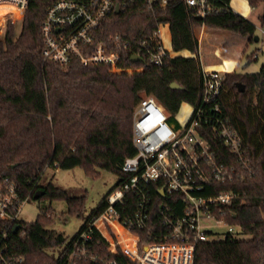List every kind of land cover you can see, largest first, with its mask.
Here are the masks:
<instances>
[{
  "label": "trees",
  "instance_id": "obj_1",
  "mask_svg": "<svg viewBox=\"0 0 264 264\" xmlns=\"http://www.w3.org/2000/svg\"><path fill=\"white\" fill-rule=\"evenodd\" d=\"M54 1L30 0L20 33L16 23L11 22L0 37V178L15 181L29 200L42 190L43 195L37 200H64L68 214L81 216L86 196L75 194L53 180L42 183L46 170L81 166L90 177H98L106 170L120 181L125 177L121 169L125 158L137 151L133 120L141 99L154 96L173 120L183 103L194 105L201 98L203 64L195 28L207 26L198 29V33L205 63L210 66L224 60L238 61L249 41L247 35L252 36L250 42L255 41L257 25L234 11L231 0H211L219 9L206 17L197 15L184 0H170L165 9L146 0H115L120 11L112 12L102 21L96 43H113L111 38L120 35L129 40V46L123 47L128 64H143L144 69L131 74L112 72L101 63L83 65L74 60L64 66L44 59L41 26L47 8ZM249 2L253 7L264 4V0ZM260 18L264 24V12ZM162 24L170 27L172 49L186 50L191 55L169 54L163 66L151 63L148 58L144 63L132 61L131 42L147 39L149 45L154 44ZM231 71H226L220 100L242 139L254 172L239 164L232 180L215 182L204 193L236 194L231 203L215 207L214 212L227 223L239 225L246 237L229 235L200 242L194 264H264V64L257 72ZM173 82L182 88H173ZM238 82L245 85L244 91L238 89ZM218 148L221 159L228 156L219 141ZM111 191L90 218L105 208ZM152 195L156 201L163 200L156 189ZM177 197L170 196L164 201L171 205L179 203L180 208L181 200H176ZM54 222L49 208L35 221L21 222L18 231H10L9 250L24 257L26 264H52L55 256L48 251L70 249L87 224L68 240L48 227ZM93 237L92 249L96 253L114 256L107 251L105 240L97 231ZM115 257L120 264L129 263L123 255Z\"/></svg>",
  "mask_w": 264,
  "mask_h": 264
},
{
  "label": "built area",
  "instance_id": "obj_2",
  "mask_svg": "<svg viewBox=\"0 0 264 264\" xmlns=\"http://www.w3.org/2000/svg\"><path fill=\"white\" fill-rule=\"evenodd\" d=\"M29 1L0 0V33L9 23L23 21ZM169 1L146 0L160 9L167 8ZM184 1L202 17L219 9L211 0ZM116 5L115 0H55L41 26L44 59L64 66L74 60L83 65L101 63L112 72L142 71L143 64L126 61L123 47L129 46V40L117 35L111 38L113 43H96L102 21ZM257 28L264 34V24ZM131 44V57L140 55L157 66H163L170 54L160 36L152 45L147 39H135ZM226 73L203 66L201 98L192 104L191 117L184 126L171 120V114L154 96L141 99L133 120L137 151L121 166L125 177L107 195L105 208L94 214L86 229L74 238L70 249L60 247L52 264H120L115 257L120 255L128 259V264H194L200 242L229 235L240 237L239 225L227 223L214 212L215 207L231 203L236 194L204 193L215 182L232 180L239 164L254 172L220 100ZM218 141L227 149L226 160L221 159ZM163 187L165 197L159 193ZM153 189L162 201L154 199ZM175 195L181 200L180 208L179 203L164 201ZM28 201L15 181L0 178V264H26L24 257L9 250V241L10 231L21 225L20 212ZM94 231L114 256H101L92 249Z\"/></svg>",
  "mask_w": 264,
  "mask_h": 264
},
{
  "label": "rangeland",
  "instance_id": "obj_3",
  "mask_svg": "<svg viewBox=\"0 0 264 264\" xmlns=\"http://www.w3.org/2000/svg\"><path fill=\"white\" fill-rule=\"evenodd\" d=\"M231 8L246 16L252 20L257 27L261 26V15L264 12V4L261 3L258 7H253L249 0H231ZM17 33L19 34L22 27V22L17 21ZM199 27L195 28L196 36ZM6 31V30H5ZM4 31V32H5ZM0 33V37L2 34ZM256 35L260 37L258 41L248 42V45L243 51L240 64L237 66V71L240 72H257L264 64V34L259 28H257ZM159 36L162 39V43L165 49H167L172 55H191L189 51L175 52L172 49V36L171 30L168 24H162L159 29ZM200 36V35H199ZM255 53V55H254ZM201 60L205 62L204 52L201 51ZM193 111L192 104L185 102L181 105L179 111L174 116V121L179 122L184 126L190 119ZM101 175L98 177H90L85 173L83 167L78 166L72 169H55L48 168L42 179V183H46L49 180H53L56 184L72 190L73 193L78 195H85V210L81 216L70 215L67 213V203L64 200L61 201H49L40 202L37 199H30L22 208L20 212L21 222H33L37 220L39 214L44 209L49 208L50 214L54 216L55 222L48 225L49 228L55 229L61 232L68 240H71L81 227L89 220L95 208L99 205L102 198L114 188L118 181L117 175L110 171L102 170ZM240 237H246L243 233ZM60 248L52 249L48 251V254L55 256Z\"/></svg>",
  "mask_w": 264,
  "mask_h": 264
},
{
  "label": "water",
  "instance_id": "obj_4",
  "mask_svg": "<svg viewBox=\"0 0 264 264\" xmlns=\"http://www.w3.org/2000/svg\"><path fill=\"white\" fill-rule=\"evenodd\" d=\"M119 11H120V4L117 3V5H116V9H115V12L118 13ZM251 38H252V36H250L249 40H251ZM254 38H255V41H258V40L260 39V37H259L258 35H255ZM131 60L134 61V62H136V61H143V62H145V59H144L143 57H141L140 55H133V56L131 57ZM171 86H172L173 88H179V89L182 88L181 85H179L177 82H173V83L171 84ZM237 87H238V89H239L240 91H244V90H245V85L242 84L241 82H238V83H237ZM118 183H119V181H117L116 184H118ZM159 193L161 194V196L165 197V196H166V195H165V187H163L162 189H160V190H159ZM42 195H43V191H42V190H38V192L35 194L34 198H35V199H38V198H40ZM20 227H21V225H20V224H17V225L14 227V232L18 231V230L20 229Z\"/></svg>",
  "mask_w": 264,
  "mask_h": 264
},
{
  "label": "crops",
  "instance_id": "obj_5",
  "mask_svg": "<svg viewBox=\"0 0 264 264\" xmlns=\"http://www.w3.org/2000/svg\"><path fill=\"white\" fill-rule=\"evenodd\" d=\"M206 27L207 26H202V27H199V28L202 30L203 28H206ZM208 28H211V27H208ZM233 32H235V31H233ZM235 33H238V32H235ZM239 34L241 36H244L241 33H239ZM199 35L197 37H198L199 42H200V54H201V51H203V50H202V47H201V41H200V36ZM247 36H249V38H250L251 35H247ZM248 42H250V40ZM247 45H248V43H247ZM220 50H221V48H219L218 51H220ZM242 56H243V54L241 55V57H240V59L238 61H236V60H224L221 64L210 65V66H207L205 62H202V64H203L204 68L208 69V70H218V71H223V72L233 70L231 72H235V71H237L236 68L240 64V60L242 59Z\"/></svg>",
  "mask_w": 264,
  "mask_h": 264
},
{
  "label": "bare ground",
  "instance_id": "obj_6",
  "mask_svg": "<svg viewBox=\"0 0 264 264\" xmlns=\"http://www.w3.org/2000/svg\"><path fill=\"white\" fill-rule=\"evenodd\" d=\"M16 12L18 13V15H21V14H20V10H16Z\"/></svg>",
  "mask_w": 264,
  "mask_h": 264
}]
</instances>
